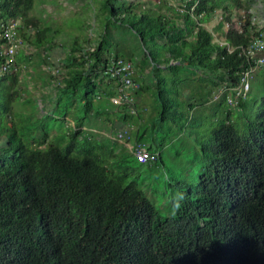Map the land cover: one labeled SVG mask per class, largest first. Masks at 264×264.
I'll return each mask as SVG.
<instances>
[{"label": "trees", "instance_id": "16d2710c", "mask_svg": "<svg viewBox=\"0 0 264 264\" xmlns=\"http://www.w3.org/2000/svg\"><path fill=\"white\" fill-rule=\"evenodd\" d=\"M99 1L108 10V22L138 37L143 57L137 60L134 80L140 88L135 94L147 91L144 75L151 67L158 111L140 121L137 108L133 114L108 100L115 85L112 80L104 83L102 73L112 55L133 61L124 45L104 36L90 50L70 45L66 55L51 60L47 48L54 44V31L29 16L34 0H0V24L19 20L21 39L35 47L41 90L39 96L32 95L30 83L20 77L33 60L31 52L18 51L6 72L0 56V264H264V99L253 114L248 94L238 104L240 120L234 121L229 110L220 108L223 100L211 106L210 116L217 122L208 136L196 139L200 171L195 184L186 176H174L181 170L184 149L172 154L181 161L165 164L161 157L172 143L166 134L182 135L185 127L195 133L196 110L209 105L210 92L223 84L237 86L242 74L254 67L241 48L259 33L249 21L241 32L230 26L226 45H220L199 24L192 39L173 42L167 15L140 10L134 3L126 7L125 0ZM182 3L198 22L222 5L216 0ZM56 46L64 52L63 45ZM51 67L56 74L47 71ZM180 70L197 73V85L187 76L177 78ZM259 70L262 76L250 78H260L264 89V67ZM178 82L199 102L189 106L192 114L183 122L176 120L179 109L172 97ZM90 116L111 126L135 122L133 137L142 141L149 136L147 147L157 153L156 164L140 165L117 141L86 132ZM62 128L67 142L59 147L50 132ZM157 166L167 175L164 187L157 180L150 189L142 176ZM147 192L155 201L161 197L167 202L159 203L160 208Z\"/></svg>", "mask_w": 264, "mask_h": 264}, {"label": "rangeland", "instance_id": "374dc122", "mask_svg": "<svg viewBox=\"0 0 264 264\" xmlns=\"http://www.w3.org/2000/svg\"><path fill=\"white\" fill-rule=\"evenodd\" d=\"M126 7L128 6V3H134L137 4L139 7L138 9L143 10L144 8H149L152 10V12L157 13H163L168 16L170 19V25H169V35L172 38V41L179 42L181 40H189L193 37V31L196 30L195 25L197 26L196 22L198 20L191 14V12L187 11L184 7V3H182V0H125ZM229 1V2H227ZM159 2L161 4H159ZM219 5L222 3L227 2L229 4V12H225L221 8H219L216 12V20L219 23L222 19H224L226 16L229 17V21L232 23L233 26L238 27V31L241 32L243 26L246 24L247 21L250 22L252 20L255 21H263L264 22V0H261V3L257 1V3H248V0H216ZM249 5H248V4ZM103 2L99 0H34V6L31 12L29 13L30 17L38 18L43 24L48 25L52 31H54V39L53 43L56 45H63L64 55H66L69 51V47L77 46L79 47H85L86 50H90L93 47H89L86 43L91 42L92 44L97 45V43L102 39V37H108L109 40L112 42V44L118 43L121 45H124L126 50L134 55L133 63L135 67L138 68V62L137 60L140 57H143V51L140 46V41L138 37L132 32L127 29L126 27H123L121 25H115L112 22H108L106 19V15L108 14V10H104L103 8ZM159 4V5H157ZM165 4V7H162V5ZM234 4V5H233ZM161 5V7H160ZM233 5V10H232ZM225 6L228 7L225 3ZM237 7L239 9H237ZM123 9V8H122ZM228 13V14H227ZM205 20V19H204ZM216 20L211 21H205L207 24L208 30L213 36V42L217 44H223V38L218 33L217 27L218 23H216ZM200 21V20H199ZM194 22V23H193ZM193 23V24H192ZM212 25V26H210ZM252 25V24H251ZM107 26V29H106ZM253 26H255L253 24ZM227 28L228 25H226ZM256 27V26H255ZM234 28V27H233ZM258 30L257 28H255ZM180 32H179V31ZM262 30V29H261ZM227 32V31H226ZM255 32V31H254ZM51 34V33H50ZM49 34V35H50ZM160 43H165V40H159ZM26 43V42H25ZM27 44V43H26ZM85 46H84V45ZM110 46L113 49V45ZM35 47L31 46L29 43L27 46H24V49L26 52H31L32 55L35 53ZM160 48V53L162 56H167V51L164 47L158 46ZM59 56H63V53L59 54ZM51 57V56H50ZM111 57H114L113 55ZM110 57V58H111ZM55 60V56L54 59ZM120 58L128 59L126 56H120ZM136 59V60H135ZM37 57L34 55L33 60L30 64V66L34 67V71L32 68L27 67L23 70L21 74V78L25 79L26 82H29L31 94L34 96H39L40 87H39V80H38V74L36 73L39 69L36 64ZM20 65V64H19ZM22 65V64H21ZM42 67H45L42 66ZM151 67L147 68L144 75V82L147 86V91L143 94H139V97H136L134 102L135 108L134 113L137 111L139 112V119L140 121L144 119V117H148V114L153 116L158 111V105L155 100V94H154V85L155 80L152 78V72H150ZM56 74V70H54L52 67L51 69H47V71H51ZM28 72V73H27ZM164 72V71H163ZM177 78H182V76H187L188 79H192L194 81H199L200 78L197 73L193 72H187L184 70H180L178 72ZM165 74V73H164ZM32 76L31 79L29 76ZM166 77L169 78L168 74H165ZM253 76L260 77L262 76V73L260 70H256L253 74ZM142 82V80H141ZM180 82L176 83V85H179ZM195 85L196 82H194ZM250 85H251V91L249 93V100L252 103V110L253 114L258 110L259 105L264 99V89L261 85L260 78H253L251 80L250 78ZM179 85L176 88V92L172 95V97H176L177 100V109L178 114L175 115L177 122H183L185 121L192 113L189 111V106L194 105L197 107L199 106L198 97L193 96L194 92L189 90V87H185ZM206 86L205 88H207ZM209 89V87H208ZM201 92V97H204V89ZM217 89L212 90L210 92V100H212L214 94L216 93ZM176 93V94H175ZM191 93V95H190ZM26 94V93H25ZM202 100V99H201ZM2 99L0 97V111L3 110V104ZM216 102L212 101L208 106H200L199 109L196 110L197 113H195L196 120H199V128H197L194 132H191L190 127L184 128V131L182 135L177 134V136L172 135L171 138L170 135L166 134V140L169 142L172 140L170 145H166L164 149L161 151V157L165 164L173 163L174 161H181L182 159L173 157L172 154L176 149H184L185 159L182 160V166H180L181 170L176 169L174 171V176L176 179H181L184 176H186L188 179H190V184H195V180L197 176H199L200 171V165L199 161H196V157L199 155V148L196 143V139L198 136L205 137L208 136L210 133V130L215 127L216 120L212 119L210 115H212L211 106L215 104ZM225 100L221 105V109L224 111L229 110L233 115H231V121L234 120H240L241 117V111L238 106L231 107L227 104L225 105ZM15 107V105H14ZM219 113V112H218ZM110 118L114 121L115 117L113 115H110ZM150 118V117H149ZM70 121L68 120L65 124V127L68 126ZM132 125L131 132L132 136L135 135L136 131V123L131 122ZM126 125H120L118 122L111 126L110 123H105L101 118H98L96 116H90L87 120L84 128L85 131L88 133H92L96 137H109L112 140L114 136V132L116 130L124 128ZM114 131L111 132V130ZM149 127H150V121H149ZM168 126L165 127L167 129ZM50 139L53 140L59 147L63 146L67 142V130L66 128H62L58 132H50ZM142 142L146 145L150 144L149 136L142 137ZM164 142L165 144L167 143ZM119 147L128 149V145L124 143L118 142ZM128 146V147H127ZM129 150V149H128ZM190 161V162H187ZM106 162V161H105ZM104 162V163H105ZM139 164V163H138ZM160 164V163H159ZM108 163H105V166H108ZM160 166V165H159ZM157 166V168H154L150 173L144 174L142 177L146 176L144 179V183L148 185L150 189H152L155 186V182L158 180L160 182L159 187H164L163 181L166 180V173L163 168ZM187 166H191L190 169L186 172L185 169ZM186 172V173H185ZM171 175V174H170ZM169 189V188H168ZM151 192H147L148 198L155 202L160 208L161 206L159 203H166L167 201L159 197L158 201H155L151 195ZM159 194V193H157ZM163 214L167 215L168 212L161 211Z\"/></svg>", "mask_w": 264, "mask_h": 264}, {"label": "built area", "instance_id": "2783aa9c", "mask_svg": "<svg viewBox=\"0 0 264 264\" xmlns=\"http://www.w3.org/2000/svg\"><path fill=\"white\" fill-rule=\"evenodd\" d=\"M19 20H9L0 24V37L4 40V46L0 45V56L4 57V63L1 70L9 71L13 68L12 61L18 51L24 49L27 44L21 39L19 34ZM258 35L253 36L247 48H241L242 54L253 60L254 67L245 71L239 79V83L235 87H229L223 84L213 97V100L220 99L225 95V103L228 106L236 107L245 100L250 92V76L259 68L264 67V33L258 31ZM220 45H226L225 43ZM231 52L232 48H228ZM17 70V68H16ZM50 73L55 74L53 70ZM103 74L104 83L110 80L114 82L115 93L108 97V100L114 106H127L130 112H134L133 94L140 88V83L134 80L135 65L131 60L120 57L109 58ZM96 100L99 99L97 96ZM131 126L117 130L114 140L125 143L129 147V151L139 164H153L157 155L147 150L146 146L138 141L131 140Z\"/></svg>", "mask_w": 264, "mask_h": 264}, {"label": "crops", "instance_id": "0c3cea01", "mask_svg": "<svg viewBox=\"0 0 264 264\" xmlns=\"http://www.w3.org/2000/svg\"><path fill=\"white\" fill-rule=\"evenodd\" d=\"M257 1L258 2H260L261 3V0H253V3H257ZM227 2H229V1H227ZM227 2H225L226 3V5L228 6V7H226L225 6V3H222V5H221V9L222 10H224L225 12H229L230 10H229V4H227ZM160 3V2H159ZM252 4V3H251ZM164 5V4H163ZM162 5V7H164ZM234 5V4H233ZM233 5H232V10H233ZM249 5V4H248ZM223 7V8H222ZM224 8H227L226 10L224 9ZM237 9H239L238 7H237ZM217 12V11H216ZM216 12H215V14L213 15V16H211V17H207V16H202L201 18H200V23L199 22H196V24H197V26L200 24L202 27H204L206 30H208V27H207V24L205 23V21L207 22V21H213V20H216L217 18H216ZM228 14V13H227ZM205 19V20H204ZM194 23V22H193ZM192 23V24H193ZM216 23H218L217 22V20H216ZM251 24H252V26H253V24L256 26H253L254 28H257L258 30H256V29H254V31L255 32H258V31H264V22L262 21H255V20H252L251 21ZM226 25H228V27H234V29L235 30H237L238 31V27H236V26H233L232 25V23L229 21V17L228 16H226L224 19H222L219 23H218V27H217V31H218V33H220V35L222 36V38H223V41H224V34L226 33V31L228 30V28L226 27ZM210 26H212V25H210ZM195 28H196V25H195ZM262 29V30H261ZM209 31V30H208ZM210 32V31H209ZM195 33V31H193V34ZM264 33V32H263ZM192 39V38H191ZM89 47H94L95 46V44H92L91 42H88V43H86ZM84 45V44H83ZM85 46V45H84ZM47 53L50 55V56H52L53 57V59H54V56L56 57V58H58L59 57V54H61V53H64L63 51H62V48H58V46H56V44H53V45H50L48 48H47ZM55 58V59H56ZM132 58L134 59L135 57H134V55L132 56ZM140 59H142V57H140L138 60H140ZM136 60V59H135ZM138 62V61H137ZM139 68V67H138ZM147 70V69H146ZM145 70V71H146ZM136 71H138L137 70V68L135 67V73H136ZM207 89L206 88H204V93H205V91H206ZM135 97V99H136V95L134 96ZM137 97H139V95L137 96ZM199 108H197V110H198Z\"/></svg>", "mask_w": 264, "mask_h": 264}, {"label": "clouds", "instance_id": "9594fccd", "mask_svg": "<svg viewBox=\"0 0 264 264\" xmlns=\"http://www.w3.org/2000/svg\"><path fill=\"white\" fill-rule=\"evenodd\" d=\"M259 69H261V68H259ZM259 69H257V70H259ZM255 71H256V70H255ZM255 71H254V72H255ZM49 72H50V71H49ZM254 72H253V74H254ZM253 74H252V75H253ZM218 90H219V88L217 89L216 92H218ZM250 90H251V87H250ZM135 93H136V92H135ZM135 93L133 94V101H135V97H134V96L136 95ZM249 93H250V92H249ZM215 94H216V93H215ZM215 94H214V95H215ZM224 96H225V95H223V96H222L220 99H218V100H213V98H212V100H210V98H209V101H208L207 104L212 103V101H214V102L217 103V102H219L220 100H223V102H224V100H225V97H224ZM213 97H214V96H213ZM133 103H134V102H133ZM225 105H226V104H225ZM134 108H135V105H134ZM131 113H132V112H131ZM133 113H134V112H133ZM128 126H131V128H132V125H131V124H127L124 128H126V127H128ZM124 128H122V129H124ZM119 130H120V129H119ZM116 131H117V130H116ZM116 131H115V132H116ZM115 132H114V135H115ZM130 133H131V138H132L131 140H133V141H138V140H135L134 137L132 136V132H131V130H130ZM113 139H114V136H113ZM114 141H116V140H114ZM117 142H118V141H117ZM138 142H141L142 144H144V145L146 146L147 150L150 151L145 143H143L142 141H138ZM124 144H125V143H124ZM126 145H127V144H126ZM127 147H128V146H127ZM126 149H127V148H126ZM127 150H128V149H127ZM128 151H129V150H128ZM150 152L155 153V152H153V151H150ZM129 153L131 154L130 151H129ZM155 154L157 155V153H155ZM131 155H132V154H131ZM133 158H134V157H133ZM134 159H135V158H134ZM135 160H136V159H135ZM156 161H157V158H156ZM156 161H155V163H153V164H147V165H143V166L154 165V164H156ZM137 163H138V162H137ZM140 165H142V164H140ZM179 207H180V204L177 203V204L175 205V207H174L173 210H174V211H175V210H178Z\"/></svg>", "mask_w": 264, "mask_h": 264}]
</instances>
